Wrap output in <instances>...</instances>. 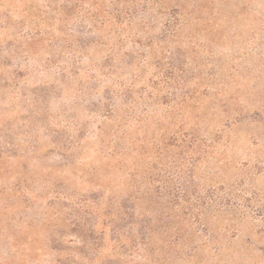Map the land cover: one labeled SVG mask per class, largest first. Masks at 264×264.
<instances>
[{
    "label": "rangeland",
    "instance_id": "374dc122",
    "mask_svg": "<svg viewBox=\"0 0 264 264\" xmlns=\"http://www.w3.org/2000/svg\"><path fill=\"white\" fill-rule=\"evenodd\" d=\"M0 264H264V0H0Z\"/></svg>",
    "mask_w": 264,
    "mask_h": 264
}]
</instances>
